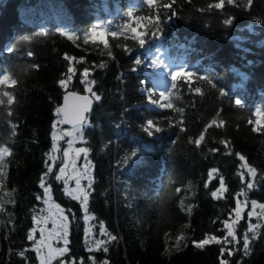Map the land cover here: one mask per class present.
<instances>
[{
  "label": "trees",
  "instance_id": "16d2710c",
  "mask_svg": "<svg viewBox=\"0 0 264 264\" xmlns=\"http://www.w3.org/2000/svg\"><path fill=\"white\" fill-rule=\"evenodd\" d=\"M128 13L149 20L145 35L116 25ZM262 21L264 0H0V80L10 77L0 84V145L11 152L0 198L13 201L0 210V264H37L28 236L41 208L42 178L69 220L66 262L264 264V215L258 235L249 233L248 254L247 217L238 242L223 244V221L234 214L239 193L264 204ZM96 26L105 28V40L85 41ZM86 68L93 94L101 96L91 94L95 103L83 126L92 165L88 213L117 237L107 252L87 246L82 206L54 179L61 160L45 177L56 109L66 91L86 93ZM68 74V87H61ZM161 93L171 96V108L150 103H168ZM149 121L153 135L142 127ZM221 176L227 191L216 199L210 193ZM208 236L222 243L198 247Z\"/></svg>",
  "mask_w": 264,
  "mask_h": 264
},
{
  "label": "snow or ice",
  "instance_id": "6c2138e0",
  "mask_svg": "<svg viewBox=\"0 0 264 264\" xmlns=\"http://www.w3.org/2000/svg\"><path fill=\"white\" fill-rule=\"evenodd\" d=\"M149 2L151 3V0H149ZM229 2L231 3V0H229ZM128 15H131V13H128ZM264 22V21H262ZM225 24H230L231 21L230 20H225L224 22ZM155 28L157 30H159V25H155ZM155 33H153L154 35ZM71 38V37H70ZM85 41H87V36H85ZM144 42L143 39H139V45H142ZM130 51V49H129ZM137 64H139L140 62L137 61ZM154 64H157V61H153ZM105 64H100L99 67L103 68L105 67ZM68 73L70 74H74L75 73V69H73L72 67L68 68ZM88 76V70L87 68L84 70L83 72V77H87ZM72 78L71 75H68L66 77V79H62L60 81V86L61 87H65L67 81H70ZM10 79L9 76H4L2 80H0V84H3L5 81H8ZM83 82L87 83L89 85L88 90L91 92V84L95 83V81H87L84 80ZM12 83H15V80H12ZM173 88H176V85L173 84ZM5 93L4 92H0V96H3ZM72 97H74L77 101H79L80 103L76 105L75 111H76V118H77V123L79 124V129L78 131L83 132V126L84 124L87 123V117L84 115V113L88 112L90 110L91 104L90 101L87 97H80L77 96L76 93H71L70 94ZM94 95V99L99 101L101 99V96L99 95ZM161 96H164V98L166 100H168V103L166 104H159L157 100L152 99L150 100V103L158 106V107H163V108H171L172 107V103H170L171 100H169L168 98L171 97L169 94H167V96L164 95V93L160 94ZM221 95H225V93L221 92ZM67 100L68 97H65V107L64 108H57L56 109V113L57 115H61L64 114V119L60 122L62 123H67L69 122L67 119ZM237 105H240L242 107V105L240 104V101L237 100L236 101ZM143 130L146 131L149 135H153V127H154V122L153 121H149L146 123V125L142 126ZM161 129L159 127L155 128V132H159ZM66 135H71V133H66ZM53 141L57 140V136L55 134H53L52 136ZM196 143H199V140L195 141ZM69 149L72 148V144L69 143ZM59 151V148L56 146V144L53 145V149H52V154L49 156V159L52 160L53 162H55V160L57 159V157L55 156V153ZM87 149L86 148H79L76 150L77 155L79 153H85L87 154ZM11 155L10 149L8 147H5L3 145H0V172H2V175L5 173V170L7 169V162H6V156ZM132 155H134V153H132ZM63 156L65 158V166L61 167L59 169V174L55 175L54 179L57 181H63L65 185L68 184L69 179H74L75 183H76V188L73 190H69L67 187L65 188V192L68 193V195L71 196L72 199L75 200H79L81 205L83 206V211L85 213L84 219L87 221L89 219H94V217H90L88 215V197L90 195L89 189L92 188V183H91V178H90V173L88 171V166L85 165V168L83 171H77L76 170V166H75V162L73 160V163L71 164V167L73 169V172L71 174H67L66 175V169L69 167L67 158L69 156V151L65 150L63 153ZM130 157H127L126 159H129ZM241 160L244 159L243 156L240 157ZM242 167H248L249 168V172L255 176V170L253 168H251L248 165H242ZM216 169H212L211 172L209 173V176L211 177L212 173L216 172ZM52 172V167L49 166L47 171L45 172V177H47L50 173ZM89 179V183L87 185V187H82L81 186V179ZM261 179H264V173L261 174ZM207 186V185H206ZM254 185L253 184H248L247 187L248 188H252ZM40 187L42 189H44L42 195L45 197L44 203L47 205L49 204V201L51 199L50 193H51V185L48 184L47 180L45 178H42L41 180V184ZM189 187H191V183L189 184ZM227 191L225 185H224V181H223V177H220V187L216 190V191H212L210 194L213 198L216 199H220L222 198L223 193ZM8 197L12 196V193H6L5 194ZM239 195H242L245 197V200L243 202L237 201V206L236 208L233 210L235 212V220L230 223L227 219H225L223 221L224 227L227 229V235L223 238V244H230L233 241H236V232H235V224L242 218L241 217V213L243 211L242 207H241V203L247 204V193L246 192H241L239 193ZM38 199L40 198L39 196L37 197ZM13 201L8 199V200H4L2 198H0V210H3V204L5 203H12ZM182 207H183V202H182ZM259 207L262 209V212L259 215H264V204L261 205H257L255 201H252V212L249 213V215H254L256 214V208ZM55 208L57 209L59 216H58V222L54 221V230L52 233H48V237H51L53 234L55 235V238L57 239H62L64 240L65 243V247L62 249H55V253L58 255H63L65 252L68 251L67 248V235H68V226H69V220L67 216H64L63 212L64 210L60 208V206L58 204L55 205ZM70 211V210H69ZM191 210L189 209V212ZM51 213L49 215V217H44L43 218V222L46 224L47 220L50 218ZM33 219H37V217H33ZM259 228V225L256 224H249L247 231L244 233L243 235V241H244V252L245 254H248L249 252V241H250V237H249V233H252V237L255 238L256 235H258L257 229ZM33 232L35 231V229L32 230ZM41 232H44V229H41ZM102 232L104 235H106L108 237L107 241L104 240H95L94 244L92 245V247L95 248V250L97 251H104L107 252L108 251V247L106 246L108 243L115 241L117 239L116 236L112 235L111 233L107 232L106 230L102 229ZM29 239H33V236L31 234H29L28 236ZM47 237H42V239L37 242V251H39V245L40 244H44L45 239ZM231 238V239H229ZM209 241H213L217 244H221V240L215 236H208L206 237L203 241L200 242V244H198V247H202L203 245L209 243ZM238 242V241H237ZM51 246L49 245V248ZM91 250V248H90ZM19 255L23 256L24 253L21 252L19 253ZM52 257H49V260ZM82 264V262H81ZM93 264H95V261L93 260ZM103 264H107V261H104ZM223 264H228L227 261H224Z\"/></svg>",
  "mask_w": 264,
  "mask_h": 264
},
{
  "label": "rangeland",
  "instance_id": "374dc122",
  "mask_svg": "<svg viewBox=\"0 0 264 264\" xmlns=\"http://www.w3.org/2000/svg\"><path fill=\"white\" fill-rule=\"evenodd\" d=\"M148 23H149V20H147V19L134 17V16H132V14L131 15L124 14V15L120 16V18L117 19L116 25L118 27H120L121 29H124L126 32H129L135 36H143L146 34V29H147ZM105 37H106V30H105V28H103L101 26L93 27L90 30V32L87 34V38L89 40H93V41L103 42L105 40ZM68 75H70V74H68ZM83 80H87V78L84 77ZM68 85L69 84L67 81L66 86L64 88H67ZM84 86H85L86 94H89V95L93 94L92 91L90 92L88 90L89 85L87 83L84 82ZM258 119H260V117ZM59 125H60V120L56 121V123L54 125V131H53V134H55L57 136V140L53 141V145L56 144V146L59 148V151L55 153V156L57 157L55 162L50 160L49 156L52 154V149H53V145H52V148L48 154L49 166L53 167V165L56 163V161L61 160V165H60L59 169L61 167H64L65 166V158L63 156V153L65 150H68L69 156L67 158V161H68L69 167L66 169V175L71 174L73 172L71 164L73 163V160H74L77 171H83L85 168V165L88 166V171L90 173V178H91V182H92V165H91V161L89 160V157H88V152H87V154L79 153L78 155L76 153L77 149L85 148L83 145V141H84L83 140V132L78 131L80 126H75L72 128L63 129L61 131V130H59ZM66 133H71V135H66ZM63 134H65V136L67 137V143H66V146L64 148H61L60 142L64 138ZM69 143L72 144L71 149H69V147H68ZM243 165H247V164L243 163ZM59 169H58L57 175L59 174ZM243 170L250 175L251 179H254V176L249 172L248 167H243ZM255 174H256V172H255ZM212 176L214 177V173H212ZM88 183H89V179H83V178L81 179V186L82 187L86 188ZM63 184H64V182H63ZM66 187L69 190L75 189L76 188L75 180L69 179L68 184L67 185L64 184V189ZM219 187H220V185H219ZM42 190L44 191V189H42ZM89 191H90V189H89ZM50 196H51V193H50ZM44 200H45V197L42 196L41 208L35 216V217H37V219H34V225H33V228L31 229V232H30V234L33 236V239H31V240H32V246H33L35 253L37 255V264H74L72 262H66L65 261L64 257H65L66 252L63 255H58L54 251L55 249L64 248L65 243H64V240L55 238L54 234L51 237H48V233H52L54 230V227H55L54 221L58 222L59 213H58L57 209L55 208L56 203L53 201L52 196H51V199L49 201V204L46 205L44 203ZM244 200H245L244 196H241L238 199V201H240V202H243ZM247 201H248L247 204L241 203V207L243 209V211L241 213L242 218L235 224L236 241L238 240V228H239L240 221L244 220L245 217H247L246 220H247V223L249 226V224H256V222H258L262 218V215H259L262 212V209L259 207H257L255 210L256 214L251 215V216L249 215V213L252 212V201H254V200H250L247 198ZM255 202L257 205L263 204V203H260L258 201H255ZM82 209H83V206H82ZM50 213H51V216L47 220V223L45 224L43 222V218L49 217ZM63 214H64V216H67L65 212H63ZM88 215L90 217H92L89 213H88ZM84 216H85V213H84ZM234 220H235V212L232 215L229 222L232 223ZM84 224H85L84 237H85L87 246L89 248L95 250V248L92 247L95 240L106 241L108 239V237L106 235H104L102 232V229H104V228L102 226H100L99 224H97L94 221V219H89L87 221L84 219ZM42 228L44 229L43 233L41 232ZM33 229H35L34 232L32 231ZM68 230H69V226H68ZM42 237H47V238L45 239L44 244L39 245V251H37V242H39L42 239ZM229 239H231V238H229ZM67 241H68V235H67ZM236 241H233V242H236ZM209 242H212V241H209ZM49 245L51 246L50 248H49ZM50 256L52 258L49 260Z\"/></svg>",
  "mask_w": 264,
  "mask_h": 264
},
{
  "label": "water",
  "instance_id": "95a60500",
  "mask_svg": "<svg viewBox=\"0 0 264 264\" xmlns=\"http://www.w3.org/2000/svg\"><path fill=\"white\" fill-rule=\"evenodd\" d=\"M71 93H76L77 96H80V97H87L90 101V104H91V107H90V110L86 113H84V115L87 117L88 114L91 112L92 108L94 107V99L91 95L89 94H84V93H77V92H73V91H66L62 97V101H61V105L59 108H64L65 107V97L67 96L68 97V100H67V119L69 122L67 123H60L59 125V129H62V128H72V127H75V126H78L79 124L77 123V118H76V111H75V108H76V105L79 104L80 102L77 101L74 97H72L70 94ZM60 116V121H62L64 119V114H61L59 115Z\"/></svg>",
  "mask_w": 264,
  "mask_h": 264
}]
</instances>
